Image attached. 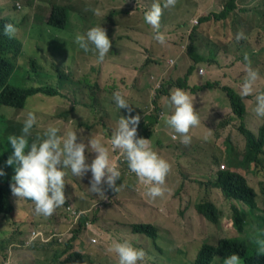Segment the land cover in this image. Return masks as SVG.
Wrapping results in <instances>:
<instances>
[{
    "label": "rangeland",
    "instance_id": "1",
    "mask_svg": "<svg viewBox=\"0 0 264 264\" xmlns=\"http://www.w3.org/2000/svg\"><path fill=\"white\" fill-rule=\"evenodd\" d=\"M152 1L10 0L7 5L3 1V12H0V19L5 17L15 19L19 23L17 36L24 42L23 55L18 62L19 66H27V69L32 71L30 61H34L39 66L40 73L57 71L49 59L62 54L60 44L53 39V37L59 38L61 32L54 27L43 38H39L36 31L31 32L30 30L32 26H40V18L45 19L47 15L50 16L54 4L69 6L73 9L70 21L75 26L89 27L92 23L108 26L110 24L108 18L111 15L118 24L114 33L120 57L111 59L103 65H97L89 58L74 54L72 61L73 48L69 46L70 58L68 62L63 61L59 64L61 71H67L83 62L91 61V68L98 75V87L96 88L90 83L88 87L94 90L98 101L102 103L95 109L88 106L90 102L86 105L74 102L68 97L44 95L30 98L28 104L19 110L0 105V148L4 153L3 156L0 155L2 170L11 169L14 172L15 165L9 166L5 162L14 151L8 137L22 134L23 123L29 111L36 115L38 126L31 129V135L28 136L29 145L35 140L38 133L42 135L50 125L58 123L63 127L58 115L71 108H73L74 116L78 118L84 117L91 121H97L104 117L108 123L107 135H110L118 121L113 99L115 92H120L130 103L139 102V104L130 105L132 106L131 115H139L141 118L137 127L138 134L140 126L144 122L151 124L150 118L156 119V123L153 125L155 132L153 137L161 144L150 146L171 166L167 174L169 176L167 192L155 199L146 194L151 202L141 197L140 186L132 179L135 177L130 174L124 173L122 180L126 185L115 196L94 197L88 194L86 186L80 184V189L77 190L76 186L72 185L69 197L71 205L75 208L96 206L90 215L93 223L87 222L84 225L79 237L74 240L73 244H69L70 249L63 257L77 252L79 256L77 264H118V256L107 251V245L112 241L132 238L148 241L144 236H136L132 233L133 226L138 224H151L156 227L160 245L170 258L193 259L204 244H217L214 242V237H209L213 230L212 227H210V234L204 235L201 218L194 212L193 206L196 200L210 192L199 180L212 179L218 170L230 169L245 176L250 186L253 187V191L260 194L258 196L259 205H264V155L262 162L255 166L242 155V142L230 141V138L235 134L234 128L227 127L222 132L218 130L216 126L230 113V109L225 103L220 101L219 104H216L215 101L216 96L219 95L220 99L224 97L228 104V99L223 94L226 89L222 91L223 87H230L241 92V85L246 76L244 61H242L245 54L251 60V67L264 73V48L261 47L264 42V24L263 21L258 20L257 12L259 8L264 9V0L236 1L237 9L220 25L225 32L223 37L225 48L223 50H220L219 47H212L205 39H201L199 42L189 36H182L179 39L180 53L178 55L159 50L151 32L143 25V12ZM17 4L21 6L20 9ZM94 8H98L101 15L95 16L91 11ZM133 9L135 10L132 11ZM123 10L126 12H122ZM210 10L219 11L220 7L213 4L206 11ZM74 11L82 14L83 21L81 23L76 21L73 15ZM171 13L172 18L168 20V23L174 24L175 16L178 13L176 9ZM178 25L180 23L176 26ZM196 28L203 31V26H196ZM253 28L260 29L262 38L257 34H251L250 29ZM135 29L139 32L135 33ZM238 32H243L245 38L237 41L235 36ZM149 38H152V45L148 42ZM192 42L197 46L198 53L206 60L195 65L189 78V86L195 88L210 83L214 90L209 91L206 88L195 90L192 93L188 92L194 97L193 106L199 112L200 123L190 129L191 143L186 146L181 143L180 135L175 133L162 118L172 112L171 93L169 92L174 86H167L168 94L161 95L155 104V95L152 93L150 82L152 76L164 73L167 68H169L167 73L169 81L174 82L185 77L189 68L194 65L188 54V47ZM258 49H260L261 59L257 56ZM170 59L176 60L173 67L167 65V61ZM200 68L206 71V75L203 77L197 75ZM34 75L32 74V76ZM261 80L262 77L259 76L254 85V91L258 90V83ZM12 84L39 86L37 82L29 79L28 73L23 74V70H18V73L12 77ZM250 104L247 106V120ZM139 108L140 111L136 112V109ZM122 111L126 117L129 115L127 109ZM211 114L214 116L212 117ZM5 118H13V121L6 123L4 122ZM174 136L176 139H173ZM240 136L245 142L244 137ZM155 142L157 143V141ZM223 166L225 167L223 168ZM89 173L91 172L89 171L87 174ZM0 179L5 181L8 176H1ZM141 188L146 193L145 186L143 185ZM212 191L220 193L217 190ZM12 201L15 207L13 213L3 218L0 217V239L13 237L15 242L9 246L6 252L0 253V264L4 263L9 254L13 255L11 264H46L42 255L32 248H26V245L32 241L47 243L52 238L60 240V238L71 236L72 230L68 231L71 227L69 215L59 207L52 216L44 217L35 213V205L31 200L12 195ZM89 227H93L90 231L94 230L98 235L99 244L95 236L87 239L84 235ZM34 232H39L40 235L33 238ZM81 242H83V248L79 246ZM65 247L59 248L64 249ZM183 247L189 249L188 253L186 256H179L178 250ZM51 254L49 253V256ZM148 263L173 264L164 259Z\"/></svg>",
    "mask_w": 264,
    "mask_h": 264
},
{
    "label": "trees",
    "instance_id": "2",
    "mask_svg": "<svg viewBox=\"0 0 264 264\" xmlns=\"http://www.w3.org/2000/svg\"><path fill=\"white\" fill-rule=\"evenodd\" d=\"M190 1L196 4L200 2V0H186V2ZM236 1L238 0H217V3L222 7L220 12L211 11L209 14L204 12L201 13L198 7L192 9L188 3L187 10L192 17L198 16L200 26H205L210 22L223 23L224 20L237 9ZM210 2L209 0L207 4ZM122 12H126V10ZM257 12L259 14L258 20L263 21L264 24V9L259 8ZM117 26L118 24L112 19L110 24L104 28L112 43V47L102 62L98 61L97 53L92 50L86 53L74 42L77 33L84 34L90 29L87 26H73L62 21L42 26L40 28L42 38L54 27L61 32L59 38L53 37V39L60 44L62 54L56 56V58L53 57L49 59L52 61L53 68L57 71L40 73L38 71L39 66L34 61H30L32 71L28 70L27 66H19L18 62L21 57L18 58V56L20 54L21 43L18 39H10L9 36L5 35L4 25L0 23V105L19 110L23 109L28 104L30 98L36 95H44L48 97H68L74 102L85 103L86 105L90 102L88 106L91 109L101 106L102 103L98 101L97 94H95L92 88L88 87L90 84L96 88L98 87V75L92 70L91 61L83 62L79 66L70 68L67 71H61L59 64L63 61L68 62L70 58L68 53L69 46L73 48L72 61L74 60V54L89 58L97 65H103L111 59H119L120 52L114 33V29ZM250 30L252 34H257L262 38L260 29L257 30V28H253ZM134 32L138 33L139 31L135 29ZM261 47L264 48V42ZM157 48L162 52H174L176 50V46L167 41H165L163 45L159 44ZM257 56L261 59L260 49L257 50ZM242 61H244L245 66V60ZM18 70H23V74L28 73L29 79L37 82L39 86L13 85L12 77L18 73ZM32 74L35 75L32 76ZM258 74L264 80V73L258 70ZM150 85L152 87V93L155 95V104L161 95L168 94L167 87H160L153 77H151ZM178 85L180 88L189 89L191 92L195 90H204L206 88L209 91L214 90V87L210 83L202 87L196 86L195 88H190L189 83L186 84V79L179 81ZM223 89L226 90L223 91ZM222 91L228 99V104L224 100V97L220 99L219 95L216 96L215 101L216 104H219L220 101L225 103L230 109V115H226L216 127L220 132L227 127L234 128L235 134L230 138V141L242 142V155L257 166L262 162V156L264 155V117H257L254 113V108L256 107L255 97L259 92L264 91V86L259 82L258 90L253 91V93L248 96H242L241 92L239 93L230 87H223ZM127 103L129 107H132L130 106L131 104H139V102L130 103L129 101H127ZM249 104L250 108L247 120L246 113ZM114 106L118 114V120L121 116L126 117V114L122 111L123 109H119L116 103ZM158 110H160V108H158ZM137 111H140V108L136 109V112ZM58 116L62 121L63 127L58 123H55L53 126L60 129V135H64L67 130H73L77 132L78 142L89 136L100 138L104 144L108 143L111 139L112 134L107 135L108 123L104 117L97 121H91L84 117L78 118L74 116L73 108L60 112ZM213 116L214 115H212V117ZM12 121L13 118H5L4 120L6 123ZM150 121L151 124L143 125L138 138H149L153 141H157V144L160 145L161 143L159 140L153 137V133L155 134L153 125L156 123V119L150 118ZM37 127V124H35L32 129ZM239 134L244 137L245 142ZM84 142L87 143V140ZM232 142L230 143L232 144ZM5 154L7 155V153ZM0 155H4L1 148ZM95 155L94 152H90L86 148V163L90 164L95 158ZM6 161L7 160H5V162ZM0 170H2L1 158ZM64 171L67 173L65 176L66 187L77 177L72 175L70 169H64ZM3 172L8 176V179L5 181L0 179V217L2 218L12 214L15 209L12 201L13 194L10 189L14 172L11 169H4ZM88 175L91 176V173ZM168 179L169 176L167 175L165 179L167 186ZM199 182L203 183L202 185L205 189L210 192H207L201 199L196 200L193 209L201 218L204 235H209L210 227L213 228L209 237H214V242L217 244H204L198 251L197 256L193 259H184L181 257L170 258L160 245L156 227L151 224H138L133 226L132 233L136 236H144L148 241L139 240L137 238L116 240L108 243V249L113 242L123 243L127 241L134 248L143 250L145 253L143 260L138 261L137 264H149L148 262L159 259L168 260L173 264H223L224 258L234 253L239 255L240 264H264V255H257L258 245L255 242L256 238L264 239V205L260 206L255 203V193L253 187L248 183L247 178L238 172L227 169L218 170L212 179L208 181L200 179ZM212 190H217L220 193L217 194ZM107 191L113 196L120 192H114L111 189ZM88 220L90 223H93L90 215L73 216L72 221L77 222L79 228L72 231L71 238L66 239L67 243L76 240L77 236L80 235L81 227H84L85 222ZM96 237L99 244L100 242L97 234ZM14 242L13 237L1 238L0 253L6 252L9 246ZM22 243L24 242L22 241ZM56 245L57 243L55 240H52L48 244L33 242L28 248H32L42 255L46 260V264H71L72 260L79 259L77 252L70 253L63 258L70 249L69 244H67L64 249H60V246L57 247ZM188 250L187 247H183L181 250H178V255L186 256ZM194 252L196 253V250H194ZM49 253H52L51 256H49ZM12 261L13 255L9 254L3 264H11Z\"/></svg>",
    "mask_w": 264,
    "mask_h": 264
},
{
    "label": "clouds",
    "instance_id": "3",
    "mask_svg": "<svg viewBox=\"0 0 264 264\" xmlns=\"http://www.w3.org/2000/svg\"><path fill=\"white\" fill-rule=\"evenodd\" d=\"M3 1L6 5L10 2V0H0V12H3ZM186 3V0H153L149 7L144 10L142 17L143 25L151 32L156 44L163 45L165 41H170L176 46V50L170 53L178 55L180 53L179 39L182 36H189L191 39L199 42L201 39H205L212 47H219L220 50H223L225 48L224 40L219 39L218 35H225V32L224 30L220 32L218 28H224L222 26H213L216 28L213 30L214 37H210V32L207 29L210 26H203V31L196 28V26H200L198 18L189 19L187 22H184L186 18L184 10ZM17 7L19 9L21 8L19 4H17ZM174 9L177 10L178 15L175 16L174 24H170L168 20L172 18L171 11ZM72 10L69 6L54 4L50 16L48 17L47 15L45 19L40 18V26H32L30 29L31 32L36 31L38 37L42 38L40 30L42 26L57 21L73 25L70 21ZM91 11L95 16L101 15L98 8L91 9ZM209 13L207 12L206 14ZM73 15L78 23L83 21L81 13L74 11ZM108 19L110 22L113 18L109 15ZM196 21L198 22L197 25L195 24ZM0 23L4 25L5 35L9 36L10 39L16 38L21 43L18 58L22 57L24 42L17 36L19 23L10 17L0 19ZM178 23L180 25L176 26ZM213 24L220 25L222 23L213 22ZM105 27L104 25L92 23L86 33H77L74 39V42L84 52L87 53L92 50L97 53L99 62L104 60L112 47V43L104 29ZM174 34L176 38H173ZM152 38L148 39L151 45ZM244 38L243 32H238L235 36L237 41ZM188 54L194 65L189 68L185 77L174 82L169 81L167 74L169 68L158 76H152L160 87L174 86L172 91L169 92L171 93L170 105L172 112L170 115H164L162 118L175 133L180 135L181 143L186 146L191 143V136L189 135L190 129L198 126L200 123L198 117L199 112L194 109V97L188 93L192 92L189 89L180 88L178 83L186 79V84H188L195 65L206 60L205 57L198 53V48L193 42L188 47ZM244 60L246 61L244 66L246 76L241 85V95L248 96L253 93L254 85L259 79V74L257 70L251 67V60L246 54ZM175 63L176 60L174 59L167 61L168 67H173ZM197 75L201 77L205 76V69L200 68L197 71ZM263 82L264 80L262 79L260 81L262 86H264ZM113 99L117 107L119 109H127L129 115L119 118L112 130L111 139L106 144L102 143L100 138L93 136L83 138L78 142L77 132L67 130L64 135H60V129L50 125L42 135L38 133L35 140L29 145L28 136L31 135V129L37 120L36 115L31 111L27 113L26 119L24 120L22 134L8 137V141L14 150L6 161L9 166L15 165V174L12 177L13 182L10 184L12 194L21 199L31 200L35 205V213L44 217L52 216L56 209L61 207L69 215L71 220V227L68 231L79 228L77 222L72 221L73 216L91 215L93 210L96 209V206L92 208H75L71 205L69 197L72 185H75L77 190L80 189V184L86 186L88 194L94 197L111 196L107 190L111 189L114 192H118L125 187L126 184L122 180L125 173L135 177V179L130 178L140 186L139 193L148 202L151 201L147 195L155 199L156 197L163 196L164 192L166 193L168 190L165 179L170 171V164L160 157L157 151L151 148L150 145H157L155 141L149 138H138L139 130L137 127L141 118L139 115H131L132 108L129 107V104L121 93L115 92ZM255 99L256 107L254 108V113L257 117H264V91L259 92ZM144 124L148 123L144 122ZM143 125L140 126V133ZM173 139H176V137L174 136ZM85 140H87V143L84 142ZM86 148L96 154L90 164L86 163ZM64 169H70L72 175L77 177L66 187L65 176L67 173ZM89 171L91 172V176L86 174ZM3 175L5 173L3 170H0V176ZM143 185L146 188V193L141 188ZM254 193L255 203L259 204L258 196L260 194L255 191ZM87 222L90 223L89 220ZM83 228L81 227V231ZM91 229L93 227H89V230L84 233L87 239H90L91 236L96 237V232L94 230L90 231ZM39 235V232L36 235L33 233V238ZM68 238H71V236L60 238V240L52 238L47 243L33 242L48 244L52 240H55L58 246L63 247L67 244L74 243L73 240L67 243L66 239ZM255 242L258 245L257 255H264V239L256 238ZM32 243H28L26 248ZM79 245L83 248V242ZM108 251L118 256V264H137L145 256L143 250L134 248L127 241L123 243L113 242ZM78 261L79 259H74L71 264H77ZM223 264H240V257L238 254H231L224 258Z\"/></svg>",
    "mask_w": 264,
    "mask_h": 264
},
{
    "label": "crops",
    "instance_id": "4",
    "mask_svg": "<svg viewBox=\"0 0 264 264\" xmlns=\"http://www.w3.org/2000/svg\"><path fill=\"white\" fill-rule=\"evenodd\" d=\"M209 0H207V1H202V0H200V2L198 3V4H196L195 2H187L188 3V5L193 9V8H199V11L202 13V12H204V13H207V9L211 6V5H213V4H217L219 7H220V10H221V5L220 4H218L217 3V0H210L211 2L209 3V4H207V2H208ZM239 1V0H238ZM187 3H186V6L184 7V10H185V13H186V18L184 19V22H187L189 19H195V18H198V16H195V17H192L191 16V14L189 13V11L187 10ZM251 3V2H250ZM219 10V11H220ZM211 11H217V12H219L218 10H210L209 12H211ZM221 25V24H220ZM220 25H214L213 24V22H210V23H207L205 26H210V27H208L207 29H208V32H210V37H214V35H213V30L214 29H216L215 27H213V26H220ZM219 29V31L220 32H222V30H224V29H220V28H218ZM252 34V33H251ZM223 37H224V35H222V34H219L218 35V38L219 39H221V40H224L223 39ZM173 38H176V35L174 34V37ZM168 42H170V41H168ZM170 43H172V42H170ZM230 114H228L227 116H229Z\"/></svg>",
    "mask_w": 264,
    "mask_h": 264
},
{
    "label": "built area",
    "instance_id": "5",
    "mask_svg": "<svg viewBox=\"0 0 264 264\" xmlns=\"http://www.w3.org/2000/svg\"><path fill=\"white\" fill-rule=\"evenodd\" d=\"M195 24L197 25L198 22L196 21ZM38 232H34V234L36 235ZM93 241H95V239H93Z\"/></svg>",
    "mask_w": 264,
    "mask_h": 264
}]
</instances>
